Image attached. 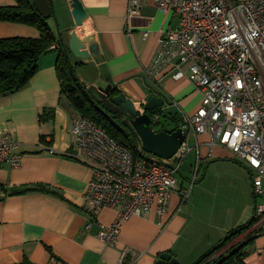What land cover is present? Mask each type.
Instances as JSON below:
<instances>
[{"label":"crops","instance_id":"crops-1","mask_svg":"<svg viewBox=\"0 0 264 264\" xmlns=\"http://www.w3.org/2000/svg\"><path fill=\"white\" fill-rule=\"evenodd\" d=\"M80 1L89 18L77 33L81 38L93 37L100 49L87 61L71 55L75 66L82 69L79 77L83 82L89 86L112 84L138 108L158 96L165 100L166 114L181 118L199 110L203 95L189 80L175 81L170 75L153 80L147 73L162 30L176 27L177 17L147 4L128 20L130 0ZM53 2L58 21L52 18L50 26L61 49L42 57L40 70L25 88L0 97V133L20 142L24 155L21 168L0 163V264L26 260L31 264H158L165 253L178 264H197L230 232L253 220L256 200L254 204L250 172L230 150L212 145L209 134L192 136L187 163L192 170L198 163L200 168L187 200L183 192L189 190L192 178L184 173L172 195L165 225L153 210L132 217L117 243L106 244L99 233L102 226L115 222L118 210L93 211L86 206L92 171L69 156L76 149L73 125L80 114L62 94L57 64L63 51L60 38L69 45L68 35L76 21L70 0ZM16 5V0H0V7ZM39 37L36 27L0 22V39ZM39 186L59 196L41 191L12 194ZM261 228L246 247L247 264H264V225ZM127 248L130 254L122 262Z\"/></svg>","mask_w":264,"mask_h":264},{"label":"built area","instance_id":"built-area-1","mask_svg":"<svg viewBox=\"0 0 264 264\" xmlns=\"http://www.w3.org/2000/svg\"><path fill=\"white\" fill-rule=\"evenodd\" d=\"M147 4L179 20L176 27L162 30L148 75L153 80L167 75L175 81L189 80L203 102L194 115H183L186 140L172 159L162 160L169 166L146 153L140 139L135 155L94 120L77 117L76 149L69 156L92 171L86 206L93 211L118 210L115 222L102 226L99 237L114 246L128 220L153 210L165 225L178 176L184 175L191 152L189 140L202 134L212 137V145L230 150L250 172L256 200L253 232L264 225V0H130L128 20ZM51 49L60 50L61 45ZM144 105L136 106L142 114ZM21 146L10 134L0 133V163L21 168ZM199 166L192 170L191 189ZM191 189L183 192L185 200ZM129 254L130 249L123 251L122 262Z\"/></svg>","mask_w":264,"mask_h":264},{"label":"trees","instance_id":"trees-1","mask_svg":"<svg viewBox=\"0 0 264 264\" xmlns=\"http://www.w3.org/2000/svg\"><path fill=\"white\" fill-rule=\"evenodd\" d=\"M16 6L0 7V22L26 24L36 27L40 32L39 38H9L0 39V97L16 93L25 88L40 70V61L51 47L57 44L58 39L50 26L51 19H45L36 9L33 0H16ZM82 65V64H81ZM76 70V66L74 67ZM57 72L62 83V94L70 102L72 107L81 116L94 120L118 143L127 147L139 155L137 143L139 138L136 133L126 127L122 118L97 105L89 96L86 88L73 73L69 60L62 51L57 64ZM114 95H120L115 90ZM152 127L156 132L173 133L183 125V117L166 114L163 108L150 112ZM154 115H159L160 120H153ZM45 114L42 115V119ZM166 119L169 127L163 126ZM130 120V119H128ZM163 126V127H162ZM171 127V129H170ZM32 191H41L59 196L47 187L39 186L35 189L22 188L12 192L14 195H22ZM256 224V219L243 227L233 230L216 247L209 251L197 264H247L246 247L261 233L262 228L248 233ZM243 238V239H242ZM234 243V245H232ZM232 245L224 253V249ZM21 264H31L24 261Z\"/></svg>","mask_w":264,"mask_h":264},{"label":"water","instance_id":"water-1","mask_svg":"<svg viewBox=\"0 0 264 264\" xmlns=\"http://www.w3.org/2000/svg\"><path fill=\"white\" fill-rule=\"evenodd\" d=\"M70 1L76 26L68 35L69 45L62 38H60V41L63 45V52L69 60L70 67L73 73H75V64L72 61V56L81 61H87L94 55L99 54L100 49L93 37L81 38L78 35L77 28L84 25V22L89 18V14L80 0ZM33 3L45 19L49 20L53 17L58 21L53 0H33ZM77 79L86 88V91L95 104L103 106L105 110L122 118L124 125L132 129L141 140L145 152L160 159L158 163L167 165L162 160H170L179 152L182 144L186 140V135L182 128H179L173 133H168L165 131L156 132L152 127L150 112H154L165 106V100L163 98L158 96L151 98L144 105L145 113L142 114L137 109L134 100L129 99L125 94L114 95L115 88L112 84H107L106 86H89L80 77L77 76ZM182 173L192 174V169L188 163L184 164ZM158 264H178V260L174 259L170 253H165L161 255Z\"/></svg>","mask_w":264,"mask_h":264},{"label":"rangeland","instance_id":"rangeland-1","mask_svg":"<svg viewBox=\"0 0 264 264\" xmlns=\"http://www.w3.org/2000/svg\"><path fill=\"white\" fill-rule=\"evenodd\" d=\"M82 30H83V28L80 29V31H82ZM80 33L82 34V32H80ZM74 58H75V57H74ZM81 70H82V69H78V68L76 67V70H75V72H76V76L79 77V74H81ZM139 107H140V106H139ZM164 125H166V128L169 127V125H168L167 122H166V119H165L164 122H163V126H164ZM163 126H162V127H163ZM159 129H161V127H157V128H156V131L159 130ZM179 178H181V177L178 176V179H179ZM191 182H192V179H191L190 182H189V187H188L189 189H191ZM194 186H195V184L193 185V187H194ZM193 187H192V188H193ZM191 191H192V189L190 190V192H191ZM259 201L261 202L262 200L259 199ZM254 204H255V199H254ZM242 239H243V238H242Z\"/></svg>","mask_w":264,"mask_h":264},{"label":"flooded vegetation","instance_id":"flooded-vegetation-1","mask_svg":"<svg viewBox=\"0 0 264 264\" xmlns=\"http://www.w3.org/2000/svg\"><path fill=\"white\" fill-rule=\"evenodd\" d=\"M117 96V95H116Z\"/></svg>","mask_w":264,"mask_h":264}]
</instances>
